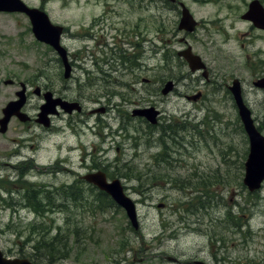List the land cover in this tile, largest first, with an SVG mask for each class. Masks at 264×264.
Returning <instances> with one entry per match:
<instances>
[{
  "label": "rangeland",
  "instance_id": "374dc122",
  "mask_svg": "<svg viewBox=\"0 0 264 264\" xmlns=\"http://www.w3.org/2000/svg\"><path fill=\"white\" fill-rule=\"evenodd\" d=\"M178 1L199 22L194 33L178 29L183 9L169 0H26L70 30L62 41L73 52L87 44L70 35L83 30L93 15L114 13L119 16L115 20L131 25L138 44L128 50L137 55L134 75L124 66H105L111 79L95 86L65 80L64 69L55 62L58 55L36 39L28 17L0 12V80L15 75L16 80L50 85L80 102L84 95L104 91L101 105L84 100L86 109L102 103L118 106L121 116L113 110L102 116L104 122L114 130L125 126L122 134L127 132L134 145H126L121 153L113 150L111 157L130 164L114 167L110 174L123 178L139 215L134 230L122 208L106 204L43 217L0 213V246L6 257H30L40 264H264V185L257 194H249L243 185L250 143L227 91L234 78L242 82L244 102L264 135V90L253 86L264 76V34L242 19L254 0ZM188 47L206 64L209 79L202 70L191 72L178 55ZM82 58V66L94 72L103 54L90 44ZM78 68L74 77L85 79ZM169 80L176 86L164 96ZM68 86L74 90L69 92ZM16 89L0 86V110ZM199 92L196 102L187 99ZM120 97L128 104L122 110ZM150 106L161 113L157 129L145 118L132 116L135 109ZM62 145L66 143L58 147ZM54 237L60 245L45 247ZM51 253L50 261L46 257Z\"/></svg>",
  "mask_w": 264,
  "mask_h": 264
},
{
  "label": "flooded vegetation",
  "instance_id": "af4514ba",
  "mask_svg": "<svg viewBox=\"0 0 264 264\" xmlns=\"http://www.w3.org/2000/svg\"><path fill=\"white\" fill-rule=\"evenodd\" d=\"M169 1L179 10L180 1ZM21 15L26 16L23 13ZM116 17L119 16L105 12L93 15L85 28L80 29L82 31L70 35V38L82 37L87 44L77 51H69L62 41L68 50L69 66L72 67L71 78L65 80L77 84L83 82L81 85L86 86L106 84L111 78L104 72L105 66L110 70L124 66L125 70L129 69V73L134 75L137 55H132L128 50L137 48L138 44L133 39L136 35L133 36L134 32L127 21L121 19L118 22ZM247 23L252 29L264 34L263 30L257 29L251 22ZM69 33L70 30L65 29L62 40ZM72 41L75 43L77 40ZM90 44L103 54V59L95 61L98 77H94L95 70L88 72L82 66V56ZM107 53L108 58L105 57ZM55 62L64 67L59 58ZM77 68L84 71L85 79L74 77ZM134 78L130 83H136L137 77ZM115 80L122 85L121 79ZM1 85L17 89L7 95V101L1 105L0 110V141H4L5 145L0 143V213H73L84 212L91 205L104 206L108 195L87 180V177H100L102 173L109 182L123 179L110 174V170L129 165L130 162H123L120 157L113 158L111 153L114 149L121 153L126 145H134L127 132L122 134L126 130L125 126L121 125L120 129L114 130L111 124L106 125L104 122L102 116L109 115L113 110L118 113L117 116H121L118 106L102 103L103 106L99 108L87 110L84 100L93 105H101L100 98L104 97V91L98 95L91 93V97L84 95L80 102L69 99L50 85L43 88L35 82L16 80L15 75L14 78L1 79ZM227 89L232 97L229 85ZM67 90L71 92L74 88L68 86ZM112 95L116 96L115 93ZM119 99L124 100V105H119L122 110L128 104L123 97ZM65 102L73 107H65ZM160 116L157 117L156 129L161 124ZM92 118L93 125L89 124ZM59 122H64V125H59ZM60 142L66 145L58 147ZM124 189L127 191L126 186Z\"/></svg>",
  "mask_w": 264,
  "mask_h": 264
},
{
  "label": "water",
  "instance_id": "95a60500",
  "mask_svg": "<svg viewBox=\"0 0 264 264\" xmlns=\"http://www.w3.org/2000/svg\"><path fill=\"white\" fill-rule=\"evenodd\" d=\"M183 15L179 25L180 30H185L189 33L193 32L198 25L189 10L182 4ZM0 11L7 12H24L29 15L33 24V33L35 37L43 42L51 44L54 46L60 56L63 58L65 63V74L66 78L70 76V67L66 61V50L60 45V35L63 28L60 26H55L51 23L49 16L38 9H30L25 6L20 0H0ZM243 19L249 20L254 23V25L260 29H264V9L259 4L258 1L251 3L249 11L243 16ZM179 56L183 57L192 72H197L202 70L203 77L208 79L209 73L205 63L202 61L201 57L195 55L192 49L189 47L187 50L179 53ZM257 87L264 88V79H261L254 83ZM174 88V82L169 81L162 93L168 95ZM234 95L235 102L239 109V116L244 125L246 134L248 135L250 142V151L245 162V173L243 178V184L248 188V190L253 193L262 188L264 183V136L258 131L255 126L254 120L252 119L251 111L245 105L242 91L241 83L238 79H235L232 85L229 87ZM201 94L189 97V100L197 101L200 99ZM65 104V103H64ZM72 105V104H71ZM158 111L155 108L149 109H139L134 111V116L145 117L152 124L157 123ZM88 178V177H87ZM88 180L91 183L96 184L100 189L106 191L112 199L125 211L132 224V226L138 230L139 223L137 217V209L135 202L128 197L119 180H115L112 183H108L104 174L101 176H94ZM163 206V205H161ZM0 264H32L28 260L19 259H7L4 257L0 250ZM196 264H205L203 262H197Z\"/></svg>",
  "mask_w": 264,
  "mask_h": 264
},
{
  "label": "trees",
  "instance_id": "16d2710c",
  "mask_svg": "<svg viewBox=\"0 0 264 264\" xmlns=\"http://www.w3.org/2000/svg\"><path fill=\"white\" fill-rule=\"evenodd\" d=\"M138 178H139V180H141V176ZM131 179H133L131 176L128 177V180H131ZM249 194H251V193H249ZM105 204H106L105 207H107V208H116L117 207V205L114 203V201L108 196L105 197ZM41 231L42 230H40V232ZM36 232H38V229L36 230ZM57 239H58V237H54L52 240H50L48 243H46L45 247H47L49 249H54L56 246L60 245V242L59 243L56 242ZM43 242L44 241L41 242L42 245H43ZM64 245H65V242H64ZM42 248H44V247H42ZM45 257H46V255H45ZM50 257L54 258V255L52 253L48 254V257H46V258L51 261L52 259Z\"/></svg>",
  "mask_w": 264,
  "mask_h": 264
}]
</instances>
